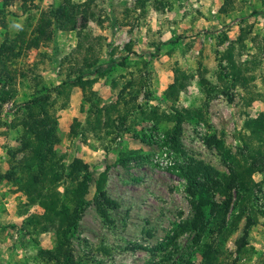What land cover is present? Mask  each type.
I'll use <instances>...</instances> for the list:
<instances>
[{
  "label": "rangeland",
  "instance_id": "rangeland-1",
  "mask_svg": "<svg viewBox=\"0 0 264 264\" xmlns=\"http://www.w3.org/2000/svg\"><path fill=\"white\" fill-rule=\"evenodd\" d=\"M224 1L94 0V16L83 29L93 45L89 53L86 42L76 48L75 31H56L38 49L25 45L13 68L25 71L28 78L0 84V264H47L37 260L36 250L51 248L54 240L50 231L36 233L32 225L27 227L30 215L42 208L28 202L17 181L20 172L7 177L10 168L26 157L25 152L11 155L19 146V129L13 128L15 105L29 98L34 79L54 86L69 74H78V61L84 66L85 57L94 56L111 63L98 79L96 91L110 119L116 120L114 125L106 131L84 130L87 105H83L82 91L72 90L65 109H57L61 98L54 105L55 115L62 119L57 157L65 162L80 157L92 173L86 207L72 237L74 257L82 264H171L177 257L169 253L171 246L165 251L146 247L174 241L180 248L187 243L193 251L196 248V237L177 228L192 216L185 181L169 168L172 166L161 167L153 161L156 153H163L164 135L173 124L167 116L172 111L164 91L173 81L175 69L181 68L192 75L181 79L175 108L207 110L206 118L224 140L232 163L254 184L231 233L225 238L212 235L208 240H219L222 264H264V131L254 133L255 121L262 122L264 130V100L249 101L254 95L264 96V0H227L223 6ZM59 2L26 0L22 6V0H11L4 8L5 16L0 13L6 22V26L0 24V42L21 31L28 35L40 11ZM2 6L0 0V9ZM237 38L240 41L227 51ZM231 53L242 77L249 81L248 88L232 82L227 60ZM51 57L57 61L52 62ZM83 68L88 73L95 66ZM129 81L126 98H134L135 109L118 123L124 110L117 93ZM3 92L13 97L2 103ZM70 117L82 123L75 126L78 134L69 131L66 121ZM208 133L204 122L183 120L180 142L185 155L168 147L175 164L191 157L229 176L228 161L204 142ZM150 136L157 142H150ZM105 169L106 192L118 202L116 208L108 209L112 223L101 217L94 200L95 183ZM230 193L232 201L237 200L236 192ZM248 218L253 223L245 247L238 252L237 241ZM192 259L200 264L197 250Z\"/></svg>",
  "mask_w": 264,
  "mask_h": 264
},
{
  "label": "trees",
  "instance_id": "trees-1",
  "mask_svg": "<svg viewBox=\"0 0 264 264\" xmlns=\"http://www.w3.org/2000/svg\"><path fill=\"white\" fill-rule=\"evenodd\" d=\"M1 1L3 6L0 13L4 17V8L11 4V0ZM226 2L227 0L224 1L223 6ZM25 3L26 0H22V6ZM93 3L94 0H84L82 2L60 0L59 4H50L40 11L35 25L28 35L21 31L12 38H4L0 42V84L12 83L16 79H27V73L13 68V64H16L22 56L26 44L38 49L41 43L51 41L56 31H75L77 36L76 48L83 47L86 42L88 53L92 51L93 45L89 42V37L84 35L83 29L94 16ZM0 21L1 26H6L3 18ZM238 40L240 41V38L231 41V47L227 51ZM38 54L48 55L40 52ZM85 58L88 62L84 66H95L93 71L85 73L86 69L78 61L77 65L81 64L78 69L76 68L78 74L74 77L69 74L68 78L61 80L60 83L54 86H44L42 80L34 79L33 85L30 87L29 98L15 105L16 116L13 119V128L19 129L17 139L19 146L15 148L11 155L13 156L16 152H25L26 157L19 164L10 168L7 177L10 176L9 173L16 174L20 172L21 176L17 181L28 202L36 203L42 208V212L30 215L27 227L32 225L36 233L47 231L53 233L52 247H38L36 250L37 260L47 264H82L81 260L75 258L72 252V237L77 232L79 221L86 207V195L92 180L89 164L82 158L75 157L71 161L65 162L64 159L57 157L55 146L59 142V126L54 105L57 99L61 98L62 102L57 109H65L72 88L82 85L86 88L83 105H87L84 130L91 128L95 131H106L116 121L110 119L107 108L102 104L101 97L93 88V83L105 74V67L111 65V63L101 61L98 56ZM227 60L230 64L232 82L248 88L249 81L246 77H242L237 68L238 65L232 58V53L227 55ZM51 61L56 62L57 59L54 57L53 60L51 57ZM189 73L191 71L186 72L181 68H176L173 81L164 91L165 100L172 111L167 116L170 121L173 120V124L167 129L162 143L173 151L185 155L180 142L182 121L186 118L190 120L195 118L204 122L208 127L209 133L204 138V142L218 149L223 159L228 161L229 176L222 175L214 167L191 157H184L183 162L169 167L184 179L185 191L189 197L192 210L191 218L177 226L179 232H188L196 237L194 251L197 250L200 253V264H222L223 249L219 244V240H208V238L212 235H216L217 238H225L231 233L237 220L244 212L246 201L253 194L254 184L251 185L252 180L245 176L246 173H242L232 163V155L224 140L216 134L206 118L207 110H179L175 108L174 102L183 86L181 79L192 75ZM200 77L203 78L201 71ZM115 84L113 82V85ZM131 84V81H129L117 93V98L122 103L124 110V113L119 115L118 123H123L128 114H131L130 112L135 109L131 103L134 98H126L128 87ZM53 94L56 98L52 97ZM12 97V94L8 95L7 92H3L1 102L4 103ZM258 98L264 100V96L254 95L250 97L249 101ZM207 102L208 100L205 101V104ZM137 108H140V106H137ZM89 115L91 116L90 119ZM81 124L78 118L74 117L69 127L70 133L78 134L79 131L75 129V126ZM262 124L260 121L254 122L255 134L264 131ZM148 138L150 142H157L153 141L151 136ZM106 180L107 170L105 169L95 183L94 200L101 217L106 222L112 223L108 209L116 208L118 202L107 194L105 189ZM230 190L236 192L237 200L232 201ZM217 196L222 197V199H217ZM235 209H239L238 213L235 212ZM229 215L233 217L231 218ZM252 223L253 220L248 218L243 233L237 241L238 252H241L247 243ZM170 246L173 250L169 253L171 255L175 253L177 256L174 263L171 264H195L192 259L194 251L190 243H187L184 248H180L177 242L169 241L155 247L146 248L150 251H165Z\"/></svg>",
  "mask_w": 264,
  "mask_h": 264
},
{
  "label": "built area",
  "instance_id": "built-area-1",
  "mask_svg": "<svg viewBox=\"0 0 264 264\" xmlns=\"http://www.w3.org/2000/svg\"><path fill=\"white\" fill-rule=\"evenodd\" d=\"M160 137L162 136V133H157ZM172 151L168 148L167 145L163 146V153H156L153 157V161L161 166V167H169L175 164V161L173 159Z\"/></svg>",
  "mask_w": 264,
  "mask_h": 264
},
{
  "label": "crops",
  "instance_id": "crops-1",
  "mask_svg": "<svg viewBox=\"0 0 264 264\" xmlns=\"http://www.w3.org/2000/svg\"><path fill=\"white\" fill-rule=\"evenodd\" d=\"M99 79H100V78H99ZM97 81H98V80H97ZM97 81H95V82L93 83V88H94L95 90H96V84H97ZM103 86H104V85H103ZM73 88H74V89H73ZM73 88H72V90H74V91H75V90H77V91H82L83 95L85 96V94H86V88H85V86L78 85V86H74ZM62 111H64V110H62ZM62 111H61V113H63ZM72 118H73V117H70L69 120L66 121V122L69 121V122H68V125L71 124V122H72ZM60 120H62V119L58 118V126H59V127L61 126Z\"/></svg>",
  "mask_w": 264,
  "mask_h": 264
}]
</instances>
